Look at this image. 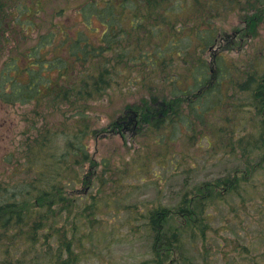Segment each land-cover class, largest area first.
<instances>
[{"label": "trees", "instance_id": "obj_1", "mask_svg": "<svg viewBox=\"0 0 264 264\" xmlns=\"http://www.w3.org/2000/svg\"><path fill=\"white\" fill-rule=\"evenodd\" d=\"M225 1L233 6L230 10L241 5L239 0H82L77 7L67 3L71 11L83 18L74 26L63 19L67 6L62 1L0 0V107L27 109L21 141L1 159L7 174L3 171L0 175V264H81L96 254L105 234L99 202H78L74 192L75 186L86 178L89 139L99 134L96 123L100 116L89 114L94 113L90 104L108 95V91L113 92L114 87L115 92L124 90L125 95L126 90L131 96L134 90H145L146 84H153L147 75L155 73L160 74L154 86L159 92L169 87L173 96H197L203 112L202 116L196 115L198 119L214 108L209 103L219 107L223 100L242 96V105L239 98L232 102V113H240L243 118L238 124L240 137L232 131L226 140L228 154L239 162L216 180L186 191L170 206L154 208L147 204L148 208L139 209L137 203L125 204L121 198L123 206H127L123 210L128 212L124 221L126 233L136 236L133 232L138 234V227L144 225L160 264H218V258L210 255L211 242L215 241L214 250L220 254L227 237L236 235L237 230L227 223L228 226L222 225L225 234L219 235L221 243L210 239L207 234L218 230L214 226L216 216L222 206H231L236 199L243 202L254 182L264 181V73L248 69L240 70V74L221 65V41L229 34L217 30L213 20L227 8L223 6ZM252 1L246 3L264 5V0ZM184 6L185 15L180 17ZM172 13L176 20L167 22ZM126 15H131L130 30L151 32L166 26L172 34L180 32L185 38L197 39L203 51L219 47L214 50L218 55L213 64L197 63L189 82L187 74L170 71V66L168 69L167 57L173 47L171 51L156 49L153 56L136 52L142 51L139 49L118 47L112 57L111 40L116 33L124 34L121 22ZM81 25L89 30V35ZM187 53L185 48L178 56ZM144 57L148 59L145 61ZM183 81L188 85L174 93L172 87ZM175 100L178 109L172 111ZM141 103L134 104V109L125 103L123 113H127L120 121H129L127 126L134 124L142 135L180 123L193 124L180 112L183 103L179 98L160 92V96L143 98ZM225 120L229 122L231 117ZM210 129L214 131V127ZM201 137L208 146L212 145L209 135L204 133ZM161 141L158 144L164 142L163 138ZM252 155L257 156L255 164L250 160ZM130 166L120 163L113 169L103 161L97 174L110 175L113 187L119 189L131 176ZM99 183L98 194H102L107 179L99 178ZM116 192L111 194L116 196ZM118 200L106 203L107 212H114L111 204L116 205ZM119 215L117 211L113 214L116 219ZM112 226L113 232L116 228ZM97 229L100 230L96 232ZM243 249L249 255L247 248ZM235 252L223 253L228 264L238 260ZM258 257L263 262L264 251Z\"/></svg>", "mask_w": 264, "mask_h": 264}, {"label": "rangeland", "instance_id": "obj_2", "mask_svg": "<svg viewBox=\"0 0 264 264\" xmlns=\"http://www.w3.org/2000/svg\"><path fill=\"white\" fill-rule=\"evenodd\" d=\"M59 1H62L66 6L69 3V7H77V4L79 5L82 0ZM239 1L241 5L238 6L237 4V8L234 6L235 10H230V7L233 6L225 1L223 6L227 8L223 10L218 19L213 20L218 27L217 30L229 34L225 41H221L220 49L223 51H220L222 52L220 63L231 72L241 74L249 69L256 74H263L264 5L256 2L249 5L246 0ZM251 2L253 3L252 0ZM69 7L67 6L65 14L63 13V19L71 21L74 26H78L77 22L82 21L83 18L75 10L71 11ZM183 8L184 11L179 15L180 17L185 15L186 7ZM130 17L131 15L124 16L123 22H121V33L124 34L116 33V37L111 40L112 57H115L113 51L116 48L119 50L118 47L128 48L130 51L139 49L142 51L136 52L140 54L148 52L151 53L150 56L155 54L156 49L163 48L171 51V47H173L170 56L167 57L168 69L170 66V71L179 70L187 74L186 81L189 82L187 79L197 63L211 64L218 55L214 50L219 47L215 46V49L212 48L210 52L203 51L204 48L198 45L197 39L185 38L183 37L184 34L182 35L180 32L177 35L172 34V31L166 29V26L162 28L163 30L154 29L151 32L149 30L133 31L132 28L130 30ZM168 17L167 22L171 23L172 19L176 20L175 13L168 15ZM152 24L154 23L152 22ZM145 25L149 27L147 23ZM80 27L87 35L90 34L86 27L83 25ZM185 48L189 54L187 53L183 57L182 55L178 56V52ZM144 58L145 61L148 59ZM128 61L129 59L125 60V62ZM235 65L238 67L235 68ZM212 75L214 77L215 73L213 72ZM147 76L153 84L151 86L146 84L145 90H134V94L131 96L127 94L126 90L125 95L123 94L124 90L115 92L116 87H114L112 88L113 92L108 91V95L106 93L102 98L90 104L91 111L94 113L89 114L100 116V120L98 119L96 123L99 134L97 137L89 139L90 161L86 164V178L82 184L78 183L75 186L74 192L80 199H77L78 202L82 201L84 204L99 202L100 213L102 214V231H105V234L103 236L104 241H100L96 254L81 264H160L151 247L153 245L152 239L146 236L144 225L141 226L140 224L138 234H136L137 231L133 232L136 236L126 233L128 230L124 226V221L128 217V212L123 210L127 206H123L121 198L124 199L125 204L137 203L139 209L148 208L147 204L154 208L158 205L170 206L178 202L186 191L199 188L204 182L214 181L229 168L238 166L239 161L228 154L226 140L232 135V131H234L233 135L237 133L236 136L240 137L238 124L242 114L232 113L234 107L232 102H238L239 98L242 105V96L237 95L228 100H223V104L219 107L215 103H209L214 108L205 112L202 119H198L196 115L202 116L203 112L199 108L197 96L192 95L189 98L179 94L173 96L171 88L160 89L161 94L165 96L179 98V101L183 103V108L179 107L180 112L183 113L184 118L192 120L193 124L180 123L174 128L161 129L160 132L142 135L140 131H136L134 124L127 126L129 121L120 120L127 113V111L123 113L125 103L130 105V109H134V104L142 105L143 98L150 99V96H160L159 89L154 87L160 74H148ZM239 77L240 75L237 78L239 79ZM186 81L173 86L174 93L185 88L188 85ZM121 83L126 89L124 83ZM109 93L111 94L109 95ZM195 106L198 107L197 110L194 109ZM177 107L178 102L175 100L170 110L176 111ZM236 110H239V107ZM25 111H27L25 107H0V175L3 171L4 175L7 174L4 169L5 166L1 162L2 156L14 150L17 143L22 139L20 131L24 126L25 116L23 115ZM27 114L31 116L30 113L27 112ZM227 116L231 117L229 122L225 120ZM212 127H214V131L210 129ZM234 128H237L236 131ZM204 133L210 136L211 146H208L206 140L201 137ZM161 138L164 142L158 144L157 141L162 142ZM238 156L240 157V155ZM256 157L251 156L252 164L256 163ZM103 161H107L113 169L120 163L131 165L129 168L131 176H128L127 180L124 181L125 186L119 189L114 188L110 175L105 174L102 177L97 174ZM261 175L264 178V172ZM156 176L158 177L156 178ZM93 178L95 180L92 183ZM99 178L101 180L107 179V185L102 194H98L101 188ZM116 190V196L112 195L111 192ZM116 198H119L118 202H114L116 205L111 204L114 212H107L106 203L111 200L115 201ZM115 211L120 213L119 219L113 216ZM111 217L115 219L114 222H110ZM227 223L231 224V227H236L237 234L227 237L220 254L214 250L216 248L215 241L211 242L210 255L218 258V264H228L223 253L235 251L234 254L238 258V260L235 259V264H264V261L262 262L258 257L264 251V181L254 182L253 187L249 189V196L245 197L243 202L236 199L231 206L221 207L214 223L218 230L209 232L207 234L209 238L218 239L221 243L222 239L219 238V235L225 234V228L222 225L226 226ZM111 226L112 229L116 228L113 232L110 230ZM99 230L97 229L96 232ZM243 247L247 248L249 255ZM243 253H245L244 256ZM163 261L169 262L167 259Z\"/></svg>", "mask_w": 264, "mask_h": 264}]
</instances>
